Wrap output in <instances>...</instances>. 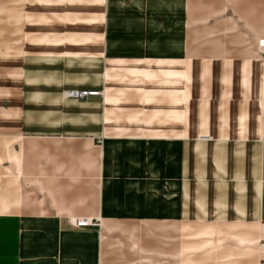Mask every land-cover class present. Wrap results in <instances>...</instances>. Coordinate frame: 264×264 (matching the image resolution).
Wrapping results in <instances>:
<instances>
[{
	"label": "crops",
	"instance_id": "crops-1",
	"mask_svg": "<svg viewBox=\"0 0 264 264\" xmlns=\"http://www.w3.org/2000/svg\"><path fill=\"white\" fill-rule=\"evenodd\" d=\"M24 3L0 264H264V0Z\"/></svg>",
	"mask_w": 264,
	"mask_h": 264
},
{
	"label": "rangeland",
	"instance_id": "rangeland-1",
	"mask_svg": "<svg viewBox=\"0 0 264 264\" xmlns=\"http://www.w3.org/2000/svg\"><path fill=\"white\" fill-rule=\"evenodd\" d=\"M24 8V0H0V59L8 54L22 59Z\"/></svg>",
	"mask_w": 264,
	"mask_h": 264
},
{
	"label": "built area",
	"instance_id": "built-area-1",
	"mask_svg": "<svg viewBox=\"0 0 264 264\" xmlns=\"http://www.w3.org/2000/svg\"><path fill=\"white\" fill-rule=\"evenodd\" d=\"M260 47H264V40L260 41L259 44ZM100 95V92H78V91H70L67 93L68 97L71 98H81L84 99L89 96H98ZM71 225H73L75 228H88L92 226H97L98 222L89 220V219H79V220H70Z\"/></svg>",
	"mask_w": 264,
	"mask_h": 264
},
{
	"label": "bare ground",
	"instance_id": "bare-ground-1",
	"mask_svg": "<svg viewBox=\"0 0 264 264\" xmlns=\"http://www.w3.org/2000/svg\"><path fill=\"white\" fill-rule=\"evenodd\" d=\"M261 48H263V47H261Z\"/></svg>",
	"mask_w": 264,
	"mask_h": 264
}]
</instances>
